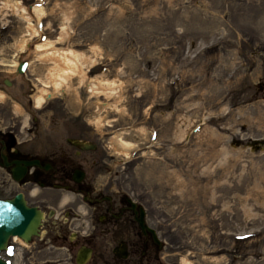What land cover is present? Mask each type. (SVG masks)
<instances>
[{
  "label": "rangeland",
  "instance_id": "374dc122",
  "mask_svg": "<svg viewBox=\"0 0 264 264\" xmlns=\"http://www.w3.org/2000/svg\"><path fill=\"white\" fill-rule=\"evenodd\" d=\"M46 39L89 60L63 91L39 59L48 50L35 49ZM20 57L17 87L52 93L38 107L21 97L27 111L47 131L68 117L100 145L98 179L146 205L163 255L264 264V0H0V68ZM15 103L0 101V117L35 125Z\"/></svg>",
  "mask_w": 264,
  "mask_h": 264
},
{
  "label": "flooded vegetation",
  "instance_id": "af4514ba",
  "mask_svg": "<svg viewBox=\"0 0 264 264\" xmlns=\"http://www.w3.org/2000/svg\"><path fill=\"white\" fill-rule=\"evenodd\" d=\"M20 61L26 62L23 71ZM27 63L20 57L12 69L0 68V101L13 98L25 119H35L25 128L20 118L0 117V198L20 195L41 217L29 237L9 232L0 255L9 264H176L172 253L163 255L158 231V241L150 232L146 205L116 182L98 179L108 163L100 145L85 130L71 131L68 117H54L59 125L47 131L27 111L21 97L29 93L24 83L17 87ZM28 96L38 107L35 93ZM28 140L31 145L23 144Z\"/></svg>",
  "mask_w": 264,
  "mask_h": 264
},
{
  "label": "bare ground",
  "instance_id": "6f19581e",
  "mask_svg": "<svg viewBox=\"0 0 264 264\" xmlns=\"http://www.w3.org/2000/svg\"><path fill=\"white\" fill-rule=\"evenodd\" d=\"M23 12H27L24 6H20ZM34 13L41 17L44 14V7L43 5H36L33 9ZM29 17V15L27 14ZM33 33L37 34L38 30L35 25L30 24ZM52 39H46L44 41H40L35 45L36 50H48V52L39 55V59H47L54 62L55 66L51 69L50 73V82L53 86L55 91H63L65 86L68 84L71 77L75 74H82L84 72L82 68V64L86 61H89L88 58L85 59V55L83 52H80L73 48H58L55 47L53 44ZM27 40L24 39L23 42L20 44V50L23 51ZM18 63V60L15 62V66ZM109 84V83H108ZM98 92L101 90H105L107 87H104V83L99 84ZM102 88V89H101ZM50 86H43L40 88L39 94L35 97L36 103L38 106H41L42 103L46 100L47 95L51 96L52 93ZM2 98V97H1ZM89 123L96 126V128H102L103 123L101 119H89ZM120 145L123 148H129L133 145L132 141L125 140L123 138L119 139ZM124 152L127 153L125 149ZM129 155V154H128ZM186 260V259H185Z\"/></svg>",
  "mask_w": 264,
  "mask_h": 264
},
{
  "label": "water",
  "instance_id": "95a60500",
  "mask_svg": "<svg viewBox=\"0 0 264 264\" xmlns=\"http://www.w3.org/2000/svg\"><path fill=\"white\" fill-rule=\"evenodd\" d=\"M25 61H20L18 69L23 71ZM41 213L34 206H29L25 199L16 195L13 199L0 198V250L6 244L8 233L20 232L29 237L30 233L35 232L40 222ZM141 226L144 225L143 218H138ZM150 232L154 239L158 241L156 230L150 225ZM0 264H9L0 255Z\"/></svg>",
  "mask_w": 264,
  "mask_h": 264
}]
</instances>
